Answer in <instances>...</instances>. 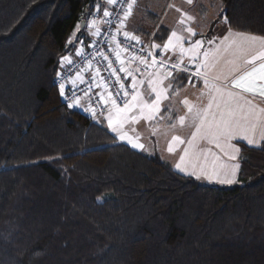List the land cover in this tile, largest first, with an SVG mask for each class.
<instances>
[{
    "label": "trees",
    "instance_id": "1",
    "mask_svg": "<svg viewBox=\"0 0 264 264\" xmlns=\"http://www.w3.org/2000/svg\"><path fill=\"white\" fill-rule=\"evenodd\" d=\"M215 1L264 36V0ZM95 4L0 0V264H264V143L239 144L235 184L207 185L64 104L59 62L74 33L93 41L77 25Z\"/></svg>",
    "mask_w": 264,
    "mask_h": 264
},
{
    "label": "snow or ice",
    "instance_id": "2",
    "mask_svg": "<svg viewBox=\"0 0 264 264\" xmlns=\"http://www.w3.org/2000/svg\"><path fill=\"white\" fill-rule=\"evenodd\" d=\"M187 2L191 4L192 0ZM107 3L114 10L103 8L104 23L111 26L115 22V33L123 37L120 41L114 33L106 41L109 52L114 54L119 67H113L109 56L96 43L88 45L97 47L96 54L86 56L83 51V33L80 37H76L74 33V38L80 44L75 56L80 57L87 69L92 68L96 56L107 61L104 71L109 78L114 77L112 88L110 90L106 79L100 75L99 67L88 80L83 75V71L87 69L80 68H77L73 78L71 73L77 62L65 55L60 59V70L56 74L61 80H67L71 84V96H66L65 83H59L60 95L68 101L67 107L79 105L80 97L76 94L79 85H87L85 96L93 88L103 89L107 93L106 97L102 93L96 95L100 96V103L108 112V128L115 134V138L126 142L131 148L146 151L145 145L139 142L140 137L130 133L136 132L135 125L141 120L150 122L158 118L165 119L161 115L163 106L170 113L167 117L170 121L175 116L181 127L187 123L194 129L187 139L179 135L171 138L168 152L175 153L179 150L175 169L197 180L229 185L236 183L240 165L227 161H235L240 149L232 141L243 140L249 145H259L264 141V106L255 102L257 96L264 100V36L233 32L229 27L227 34L222 37L213 36L208 39L186 24L193 17L185 14L179 21L184 27L180 32L171 31L162 45L153 42L151 45L137 47L143 44L140 38L124 30L136 0H107ZM100 10L101 5L95 4V11L98 13ZM176 10L180 11L179 8ZM87 15L94 16V13L89 12ZM113 16L116 17L115 21L111 19ZM224 23H230L226 16ZM96 24L97 20L93 18L84 25L78 24L77 31L95 28L91 35L99 37L102 29L96 27ZM198 35L201 38L194 39ZM133 41L135 44L131 43ZM68 43L72 44V39ZM113 44L115 47H112ZM156 50H159V54ZM193 78L203 83L198 96L199 106L184 98L179 102L183 104L185 112L174 113L164 102L179 95L178 86H175L177 80L187 79L192 83ZM192 86L195 87V84ZM92 114L96 115L95 110H92ZM171 127L175 128L176 123H172ZM203 145H214L227 157V161L220 162L221 157L215 156L209 170L207 158L212 154V149Z\"/></svg>",
    "mask_w": 264,
    "mask_h": 264
},
{
    "label": "rangeland",
    "instance_id": "3",
    "mask_svg": "<svg viewBox=\"0 0 264 264\" xmlns=\"http://www.w3.org/2000/svg\"><path fill=\"white\" fill-rule=\"evenodd\" d=\"M214 3L218 1H213ZM218 7H213L210 5L209 2L206 0H192V3L189 4L187 0H138L136 1L134 8H133V17L131 20L132 27L138 28L144 30H149L150 27H158V36L157 39H155L156 44H162L169 36L170 32L173 30H176L177 32H180L181 29L184 27L183 25L179 24L180 19L186 14L187 16L193 17L192 21H186V24L190 27H192L195 31L199 32V29L203 27V22L209 20L211 17L216 16V23L214 25V30L216 26V30L221 34H218L216 31H212L213 35L215 37H222V29H226V24L224 23V17L222 12L221 3ZM179 8L180 11L178 12L176 9ZM213 15V16H212ZM205 21H204V20ZM99 21V20H98ZM137 24V25H135ZM216 33V34H215ZM164 40V41H163ZM187 46V44L185 45ZM105 95V93L103 94ZM164 104H167V101L164 102ZM73 109L81 111L82 113L92 116L90 110L86 107V104L82 103L79 104L76 107H73ZM162 106V110H163ZM162 113V111H161ZM107 114L104 117L98 118L93 117L94 121L105 125L107 128ZM166 117V116H165ZM163 119H156L154 121L146 122L145 124L147 127H149V124L153 126V128L160 129L164 126V123L162 122ZM143 120L140 121L139 124L135 125L136 132L130 133L133 135H138L140 138V142L142 139L145 141H148V147H156L158 148L160 146V137L157 136L155 130H147L142 126ZM160 125V126H158ZM109 129V128H108ZM111 132V130L109 129ZM163 130H161L162 132ZM112 133V132H111ZM159 133V132H158ZM114 136L115 134L112 133ZM177 134H180V131L177 132ZM200 182L207 185H214L218 184L220 186H224L226 184H220L216 183L215 181H208L204 179H200Z\"/></svg>",
    "mask_w": 264,
    "mask_h": 264
},
{
    "label": "crops",
    "instance_id": "4",
    "mask_svg": "<svg viewBox=\"0 0 264 264\" xmlns=\"http://www.w3.org/2000/svg\"><path fill=\"white\" fill-rule=\"evenodd\" d=\"M136 1L138 2V0H136ZM206 1L210 3L212 8L214 6L218 7V5H219V4H217L218 2L214 3L213 2L214 0H206ZM105 7H108L109 10H111L112 5H109L107 3L105 5ZM132 17H133V12H132V15L130 17H128L124 30L129 31L130 33L138 36L143 43H147V42H150V41L155 43V37H156V35L158 34V31H159L158 27H156V25L153 28L150 27V29L148 31L144 30V29H141L140 27L133 28L132 27V22H131V21H133V20H131ZM215 23H216V16L214 15V17H211L209 20L206 19V21L202 23L203 27L199 29L200 33H198L197 31L196 32L198 34H203V37H205V38L211 39L213 36H215V35H213L212 31H216L218 34H221V32L219 33L216 30V26H215V30H214ZM135 25H137V24H135ZM102 26H103V19H100L99 21L97 20L96 27L102 28ZM94 30H95V28H89L88 29L90 37H91L92 40L95 38L94 36L91 35V32L94 31ZM227 30H228V27L226 26V29H222V34L223 33H224L223 35L227 34ZM233 32H235V31H233ZM199 38H201L200 35H198L197 37H194V39H199ZM166 40L165 41L163 40V41L166 42ZM122 58H124V57H122ZM133 67H135V64H133ZM193 83L195 84V87L192 86ZM175 86H178L179 95H177L175 97H170V101H167V104H166V105H169V107L172 108L174 113L183 114L185 112L186 109L184 108L183 104H181L179 102V101L183 100L184 98H187L190 103L199 106L200 100H198V96H199L200 91L203 89L202 81L194 79L192 81V83H190L187 79H181V80H177L175 82ZM255 102L256 103H260L262 106H264V100H262L259 96L256 97ZM161 115H163L164 117L166 116V117L162 121L164 123V126L162 128H160L159 130L156 129V128H153V126L150 125V124H149V127H147V125L145 124L146 122H144V121L141 122L142 126L146 130L148 128H150L149 130H155L157 136L160 137V146L158 148H156V147H148L147 146L148 145V143H147L148 141L144 142V140L142 139V141L141 142L139 141V142L143 143L145 145L146 151H141V150H137V149H135V150H137V151H139V152H141L143 154L149 155V156L157 155L164 162L170 164L177 173H179V174H181L183 176L191 177V178L195 179V177L187 176L184 173H181V172H179L178 170L175 169V164L178 162V159H179V150H177V152H175V153H169L168 150H167L169 143L172 142V140H171L172 136L173 135H178L177 134L178 131H180L179 136L181 138L187 139L190 136L191 131H193L194 129L190 128L187 125V123H186L185 126L181 127L178 124V122L175 120V116H173V119L170 121L167 118L170 115V113L166 112L164 109L162 110ZM172 123H176V127L175 128L171 127ZM158 126H160V125H158ZM161 130H163V131L161 132ZM257 139H259V133L257 134ZM118 142L127 144L126 142L120 141L119 139H118ZM146 143H147V145H146ZM232 143L235 144L236 147L239 148V149H240V147H239L240 143H243V144H245V145H247L249 147L259 148L264 143V141H261L259 143V145H249V144H247L246 141H243V140H239V141L234 140V141H232ZM203 146L206 147V148H211L212 149V154H209L208 158H207L208 159L207 166H208L209 170H211V164L214 162L215 156H220L221 157V161L220 162L227 161V157H225L223 155V153L220 152L219 149H216L214 147V145H203ZM181 147H183V146H181ZM227 162L228 163H239V165H240V151L237 154V158H236L235 161H227ZM202 163H203V161H202ZM239 171H240V167L237 170V180H238V176H239ZM214 185H216V184H214ZM231 185H233V184H231ZM224 186H230V185L226 184Z\"/></svg>",
    "mask_w": 264,
    "mask_h": 264
},
{
    "label": "built area",
    "instance_id": "5",
    "mask_svg": "<svg viewBox=\"0 0 264 264\" xmlns=\"http://www.w3.org/2000/svg\"><path fill=\"white\" fill-rule=\"evenodd\" d=\"M111 10H114V7L112 6ZM95 18L96 20H100V19H103V26H102V33L99 37H95L93 39V41L91 43H96L98 44L99 46V49L101 51H103L105 54H107L109 56V59L112 61L113 63V67H119L118 63L116 62L115 60V56L114 54H112L111 52H109V45L106 43V41L108 40V38L113 35L115 33V29H116V23L113 22L111 24V26H109L108 24L104 23V20L105 18L103 17L102 14H100L99 12L97 13H94V16L91 17V20ZM111 19L113 21H115L116 17L113 16L111 17ZM117 35V39L122 41L123 40V37L120 36L118 33H115ZM132 44H135V42H131ZM153 42L150 41V42H147V43H143L142 45H139L137 47H143L144 45H151ZM112 47H115V44L112 45ZM83 51L85 53L86 56H88V54H92L93 56L96 54L97 52V47H88V46H84L83 47ZM157 51V54H159V51ZM74 61H76V66L73 67V70H72V77L74 78L75 77V71L77 70V68H80V69H87V65L85 63H82L81 60H80V57H77L75 56V53H71V54H68ZM127 54H125L126 56ZM90 58V57H89ZM107 64V61H103L101 57L99 56H96V59L93 61V64H92V68L91 69H87L85 71H83V75L85 77L86 80L90 79V77L92 75H94V72H95V69L97 67H99L101 69V73L100 75L102 77H104L106 79V82L109 84V88L111 90L112 88V81L114 80V77L113 78H109L108 77V73L104 71V67L106 66ZM194 70V69H193ZM63 75V73H62ZM181 75H184V74H181ZM121 76V79L123 80V74L121 73L120 74ZM99 79V78H97ZM195 78H193L194 80ZM59 83H65L66 87L68 86L69 88L66 90L65 92V95L66 96H71V91H69V89L71 88V84L69 83V81L67 80H61L60 77H56V84L57 86H59ZM127 83L126 82V87H127ZM87 88V85H79V88L77 90V96L80 97V103L79 104H86V107L90 110L91 112V115L93 116L92 114V110H95V113L96 115L93 116V117H98V118H101V117H104L106 114H107V111L104 109V106L100 103V96L99 95H96L98 93V88H93L92 92L89 93L87 96L84 95V91L86 90ZM105 97L107 96V93L105 92ZM63 101H64V104L67 106V103L68 101H66L63 97ZM103 113V114H101Z\"/></svg>",
    "mask_w": 264,
    "mask_h": 264
}]
</instances>
